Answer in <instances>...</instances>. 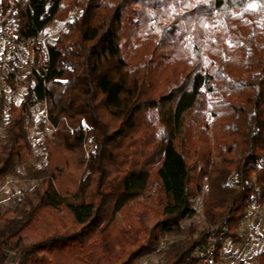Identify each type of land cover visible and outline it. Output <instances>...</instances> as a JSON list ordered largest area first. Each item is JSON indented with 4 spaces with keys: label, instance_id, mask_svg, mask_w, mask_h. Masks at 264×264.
I'll return each instance as SVG.
<instances>
[{
    "label": "trees",
    "instance_id": "obj_1",
    "mask_svg": "<svg viewBox=\"0 0 264 264\" xmlns=\"http://www.w3.org/2000/svg\"><path fill=\"white\" fill-rule=\"evenodd\" d=\"M63 1L0 0L2 25L14 23L16 45L34 44ZM250 2L260 6L247 15ZM73 3L81 17L46 47L44 66L32 56L18 103L9 94L20 67L0 49V186L8 177L34 184L22 199L0 201V264H136L152 255L156 264H200L210 237L217 263L249 241L239 230L250 207L264 209V30L252 21L264 0ZM145 41L157 64L145 63ZM43 100L55 132L33 157L31 110ZM138 131L149 138L145 152L132 143ZM198 195L201 229L183 224ZM144 197L159 213L149 226L140 216L118 220ZM166 238L174 240L161 246ZM255 257L264 264V251Z\"/></svg>",
    "mask_w": 264,
    "mask_h": 264
},
{
    "label": "rangeland",
    "instance_id": "obj_2",
    "mask_svg": "<svg viewBox=\"0 0 264 264\" xmlns=\"http://www.w3.org/2000/svg\"><path fill=\"white\" fill-rule=\"evenodd\" d=\"M260 5L259 3L250 2L246 3V8L248 10L245 11V14L252 15V11L256 10ZM250 11V12H249ZM253 12V13H254ZM82 14V8L81 6L77 5L76 3H73V0H64L61 4V8L59 11V14L57 17L49 23L41 32L39 40L35 41L34 44L30 45H16L13 41L15 39L12 38L11 35H5L4 31H10L11 34L14 33L15 25L12 22H6L4 25H2L3 22V14L0 10V49L3 50V52H6L8 54H11L12 57L14 56V59L19 64V75L16 79L17 89L15 92H11L9 94L10 99L14 103H18L20 101L22 92L25 87V82H23L24 78L26 77V73L28 70H30L31 67H33L34 62H32L31 58L32 56H35V64L36 67L38 66H44L45 64V52L44 49L52 44L56 43L57 38L66 32L67 25L71 24L73 20L80 18ZM229 14V12H228ZM259 18L252 19L254 21L255 26L258 30H264V15H260ZM232 17V13L230 15V19ZM250 18V17H247ZM229 19V20H230ZM251 20V18H250ZM149 37V38H148ZM148 40L151 39V36L148 35ZM13 39V40H12ZM12 40V42L10 41ZM146 40V39H145ZM9 41L11 43H9ZM151 41V40H150ZM150 41H145V63L146 62H152L157 64V62H160L157 59H154L151 56V50H148ZM45 47V48H44ZM32 51V52H31ZM130 62H133L134 60H129ZM160 69H156V72L160 73ZM170 69L166 68L163 69L164 73H168ZM3 78L0 77V85L3 84ZM157 81V80H156ZM156 84V82H155ZM47 103L45 100L39 102L32 110L31 113L34 118V126L29 128V135L31 139V145H32V154L33 157L40 156L41 153L44 150V141L45 139H49L53 136V133L55 132V129L51 125L48 124L47 121ZM109 121V119H106ZM39 121H42L44 123V127L42 130L37 128V123ZM109 124H112L109 121ZM117 127V126H116ZM114 128V127H113ZM3 125H0V134L2 133ZM134 148L137 150V152H140L141 150L145 152V148H148L149 138L147 134L143 131H138L132 141ZM85 144L91 145L90 151L86 150L87 148H84L83 146V166H81V178L84 179L88 175L89 171L87 169L86 164L90 160L91 157V150H92V143L86 141ZM126 143H123L120 145V151L123 152V148H126ZM154 146V145H153ZM134 148L131 146L130 150H134ZM153 148V147H152ZM54 155V154H53ZM59 156V151H57V154L53 157H56V159ZM33 160H37V158H33ZM32 161V160H31ZM42 161V158H39L38 163ZM78 161V160H77ZM105 162V160H104ZM107 162V161H106ZM190 163V162H189ZM192 164V163H190ZM33 183H23L16 178L8 177L3 184L0 186V201L4 204H10L13 199H22L24 196L28 195L30 191L33 188ZM158 186L157 183H153V191L150 192V197L156 196V190ZM155 189V190H154ZM152 199V198H151ZM141 204L144 206L146 205V211H144L143 214H140L144 208H142ZM193 206L195 209V215L190 218L184 220L183 224L184 226H187L188 224H192L196 226L197 228L201 229L204 226L203 216H202V197L201 195L195 196L193 199ZM153 204L149 200H145L144 198H141L137 204L132 206L128 213L126 215H118V220L126 219L125 216L130 219H138L140 216L141 221L143 222V225L145 227V224L149 226L150 222L157 218L158 210L154 209ZM250 210V209H249ZM259 210L258 212L256 210H250L255 211L258 213L257 217L260 220H254L251 221L250 226L247 224H243L240 226V232L242 234H248L250 236V243L247 245H243L240 247H234L232 250H226L225 254L226 257L224 258L223 262L221 264H257L256 260L253 257V254L259 250L264 249V214H260L261 211H264V209L257 208ZM67 219L66 215H64ZM254 217V218H255ZM253 218V219H254ZM256 221V222H255ZM40 230V227L38 231ZM139 234L138 236H140ZM174 238H166L165 240L161 241V246L173 241ZM158 256L152 255L147 258H142L139 261H137L136 264H156L157 263Z\"/></svg>",
    "mask_w": 264,
    "mask_h": 264
},
{
    "label": "built area",
    "instance_id": "obj_3",
    "mask_svg": "<svg viewBox=\"0 0 264 264\" xmlns=\"http://www.w3.org/2000/svg\"><path fill=\"white\" fill-rule=\"evenodd\" d=\"M4 34H5V35H11V36H13L12 38L15 37V33L11 34L10 31L8 32V31L5 30V31H4ZM39 37H40V35L38 36V38L36 39V41L39 40ZM15 38H16V37H15ZM12 40H13V39H12ZM12 40H10V41L12 42ZM14 40H15V39H14ZM10 41H9V43H11ZM13 42H14V41H13ZM23 44H24V45H29V44H31V42H30V41H26V42H24ZM44 48H45V47H44ZM44 52H45V62H46V61H47V50H46V48L44 49ZM84 148H87L86 150L90 151L91 145H89V144H84ZM257 208H258L257 206L252 205V206L250 207V210H256V211H257ZM212 239H213V237H210L209 240H208L206 253H205L204 258H203L202 261L200 262V264H209V263L212 261L213 253H214V250H215L214 244H213V242L211 241Z\"/></svg>",
    "mask_w": 264,
    "mask_h": 264
},
{
    "label": "crops",
    "instance_id": "obj_4",
    "mask_svg": "<svg viewBox=\"0 0 264 264\" xmlns=\"http://www.w3.org/2000/svg\"><path fill=\"white\" fill-rule=\"evenodd\" d=\"M259 210H257V212H258ZM257 212H255V211H250L249 212V216H248V218L246 219V221L243 223V224H247V225H249L250 226V224H251V221H254V220H260V219H258L257 217H255V216H257L258 215V213ZM260 214H264V211H261L260 212ZM255 217V218H254ZM254 218V219H253ZM256 222V221H255ZM243 224H241V226L243 225ZM240 231V230H239ZM242 234V233H241ZM243 236H247L248 237V239H249V241L248 242H246V243H244V244H238V245H233V246H231L230 248H228V249H225L224 250V252H223V255L220 257V259H219V261L217 262V263H215V264H221L222 262H223V260H224V258L226 257V254H225V252H226V250H232L234 247H240V246H243V245H247V244H249L250 243V236L248 235V234H242ZM262 251H264V249H262V250H259V251H257V252H255L254 254H253V257H254V259L256 260V263L258 264V260H257V258L255 257L256 256V254L257 253H259V252H262ZM210 264H211V262H210Z\"/></svg>",
    "mask_w": 264,
    "mask_h": 264
}]
</instances>
